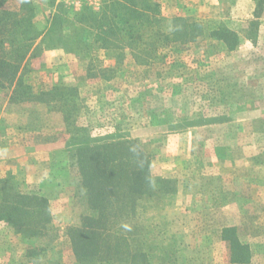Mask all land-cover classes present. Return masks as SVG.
Listing matches in <instances>:
<instances>
[{
    "label": "rangeland",
    "instance_id": "rangeland-1",
    "mask_svg": "<svg viewBox=\"0 0 264 264\" xmlns=\"http://www.w3.org/2000/svg\"><path fill=\"white\" fill-rule=\"evenodd\" d=\"M103 2L33 1L39 37L23 81L35 95L76 91L75 105L18 100L0 75V178L41 192L51 214L32 239L0 223V264H73L70 231L90 210L69 146L77 129L134 139L150 157V173L163 183L141 218L162 223L172 237L164 249L175 241L172 257L151 264H232L226 228L248 246L245 264H264V0H149L159 18L153 26L182 17L200 22L203 35L162 46L151 35L132 36L144 53L131 50L113 71L115 60L89 38L74 51L65 47L75 16L100 12ZM20 5L0 0V10ZM53 15L62 18L54 23ZM218 27L237 33L234 50L211 38Z\"/></svg>",
    "mask_w": 264,
    "mask_h": 264
},
{
    "label": "trees",
    "instance_id": "trees-1",
    "mask_svg": "<svg viewBox=\"0 0 264 264\" xmlns=\"http://www.w3.org/2000/svg\"><path fill=\"white\" fill-rule=\"evenodd\" d=\"M33 1L21 0L16 11L0 10V75L13 87L18 100L24 97L50 103L54 99H67V105H75L76 91L54 87L35 95L23 81L27 55L39 37L32 22ZM151 6L149 0H104L100 12L83 9L71 22V31L64 36L70 40L65 47L74 51L89 38L93 49L105 51L115 60V67L110 69L113 71L121 68L131 50L144 53L132 36L151 35L162 46L194 42L203 35L200 22L182 17L173 18L170 27L153 26L158 15ZM60 18V15L51 16L54 23ZM211 38L228 51L239 43L237 33L227 27L211 31ZM69 143L75 149L78 174L90 208L89 214L82 218V225L70 231L73 264H151L153 259L172 257L175 241L164 249L165 236L172 237L161 229L162 223L141 218L150 207L156 206L150 203L160 199L156 189L163 181L151 175L150 157L137 141L112 134L91 135L77 129ZM11 180L0 178V223L27 239L37 238L51 222L49 201L41 192H25L21 182ZM145 199L150 201L144 204ZM159 216L157 213L153 217L159 220ZM235 230L225 229L230 263L245 264L249 259L248 246L234 235Z\"/></svg>",
    "mask_w": 264,
    "mask_h": 264
},
{
    "label": "built area",
    "instance_id": "built-area-1",
    "mask_svg": "<svg viewBox=\"0 0 264 264\" xmlns=\"http://www.w3.org/2000/svg\"><path fill=\"white\" fill-rule=\"evenodd\" d=\"M67 3H71L74 6H80V5H91L93 0H60Z\"/></svg>",
    "mask_w": 264,
    "mask_h": 264
}]
</instances>
